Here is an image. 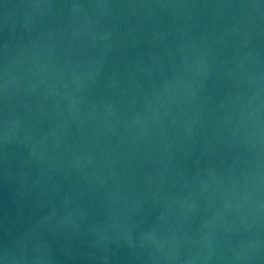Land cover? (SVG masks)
Here are the masks:
<instances>
[{
    "label": "water",
    "instance_id": "1",
    "mask_svg": "<svg viewBox=\"0 0 264 264\" xmlns=\"http://www.w3.org/2000/svg\"><path fill=\"white\" fill-rule=\"evenodd\" d=\"M0 264H264V0H0Z\"/></svg>",
    "mask_w": 264,
    "mask_h": 264
}]
</instances>
